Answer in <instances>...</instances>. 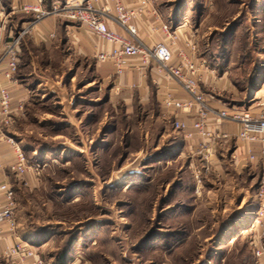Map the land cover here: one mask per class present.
<instances>
[{
	"label": "rangeland",
	"instance_id": "1",
	"mask_svg": "<svg viewBox=\"0 0 264 264\" xmlns=\"http://www.w3.org/2000/svg\"><path fill=\"white\" fill-rule=\"evenodd\" d=\"M158 8L173 27L187 21L237 102L258 100L264 0H159ZM62 34L48 49L29 36L19 44L18 78L39 91L3 131L34 169L9 173L20 238L46 264H259L255 242L264 261L253 221L258 164H237L233 142L206 163L155 101L126 109L92 63L67 60Z\"/></svg>",
	"mask_w": 264,
	"mask_h": 264
},
{
	"label": "built area",
	"instance_id": "2",
	"mask_svg": "<svg viewBox=\"0 0 264 264\" xmlns=\"http://www.w3.org/2000/svg\"><path fill=\"white\" fill-rule=\"evenodd\" d=\"M42 0H37L35 5H21L17 8L19 13L31 15L32 20L21 28V32L8 41L0 39V66L3 62L5 70L2 72V80L15 82V76L19 70V44L24 36L33 32L34 26L46 17H59L61 19L76 22L90 30L99 40L111 45L109 51L98 52L95 56L97 62H108L113 67V75L119 78L124 71L136 63L139 69L154 68L155 72L171 81L174 87L183 92L186 97L180 99L172 92L166 93L161 101L162 109L172 110L182 114L194 112L195 119L190 123L182 118L174 117L172 125L183 141L197 138L200 143L197 153L208 163L216 158V148L227 141L228 135L211 129L210 125L233 124L237 125L236 140L246 146V156L250 163L260 159L264 164V97L261 95L254 107L259 112L254 113L250 107H225L216 108L211 104V98L201 92L203 75L201 68L204 63H197L182 50L177 52L176 62L172 48L177 46L178 31L188 29L187 21L178 27H173L170 22L162 24L160 32L166 35V41L146 44L140 37L135 20L149 5V0H139L138 6L127 7L123 0H65L55 3L50 9L41 7ZM113 24L122 32L116 33L109 29ZM190 32V31H189ZM193 33L185 38L186 47L192 53L197 52L196 44L192 43ZM55 33L47 35L38 33L37 41L46 42L54 40ZM11 100L8 86L0 81V133L6 139L7 145L12 146L14 159L9 164V171L20 178L34 169L29 166L22 148L11 137H5L4 132L12 124ZM258 147V156L254 147ZM0 168L2 165L0 163ZM257 192L258 209L254 216V226L264 233V174L261 177ZM253 226V227H254ZM17 202L14 189L9 182H0V264H46L39 255V248L29 239L23 240L18 233ZM259 264L263 256V247L258 243L253 244Z\"/></svg>",
	"mask_w": 264,
	"mask_h": 264
},
{
	"label": "crops",
	"instance_id": "3",
	"mask_svg": "<svg viewBox=\"0 0 264 264\" xmlns=\"http://www.w3.org/2000/svg\"><path fill=\"white\" fill-rule=\"evenodd\" d=\"M65 1V0H63ZM125 5L130 8L138 6L139 0H123ZM62 0H42L41 7L43 9H50L55 3H61ZM37 0H0V39L2 41H8L20 32L21 28L25 26L28 22L32 20L30 15H25L19 13L17 8L21 5H35ZM159 0H149V5L143 10V14L135 20V24L138 28L139 37L148 45H152L155 42L166 41V35L160 32V27L162 24L168 23L167 19L164 18V13L158 8ZM172 13V12H171ZM21 18L20 21L14 22V18ZM177 21L175 24L178 27L180 24ZM179 24V25H178ZM109 29L115 31L116 33L122 32L113 24L108 25ZM175 27V26H174ZM62 31L63 35V45L66 48L67 60H75V62H87L92 63V69L102 81L110 82L111 92L114 94V98L117 103H123L126 109H132L134 106H149L153 101L156 102L157 107L161 113L167 118L173 120L174 117L182 118L185 122L190 123L195 119L194 112L188 114H182L180 112H174L172 110L166 111L162 109L161 101L166 93L172 92L175 96L180 99H184L186 95L183 92L177 90L173 83L169 80L167 81L163 77L159 76L154 68L139 69L136 63H132L124 73L119 77L115 78L113 75V67L110 63L106 62L104 64L97 62L95 56L98 52L103 50L109 51L112 46L106 42L99 40L90 30L85 29V27L79 25L76 22L67 21L59 17H46L39 21L33 28V32L29 35L36 44L40 43L45 49H48L51 44L55 45V39L59 37L57 33ZM190 31V30H189ZM187 29L184 31L180 29L178 31L179 38L177 40V46L173 47L174 59L179 62L177 58V52L182 50L186 53L190 59H193L197 63H204V67L201 68V75H203L202 84L200 85L201 92H204L211 98L212 106L216 108H225L238 106L239 107H250L254 113L259 112L257 107H254L253 102L250 105L245 106L236 101V96L239 91H236V87L233 86L231 80L225 72H216L212 69L207 60L199 55V49L197 43L194 41V35L191 39L192 43L196 44L197 52L192 53L188 47H186L185 38L188 37L192 32ZM38 33H43L45 35L49 33H55L54 40H48L46 42L37 41ZM30 53V52H29ZM28 53V54H29ZM20 68V66H19ZM5 70V64L2 62L0 66V81L4 86H8L11 100V110L12 120L17 111H22L24 106L27 107L29 99L34 92H39L38 90H30L29 85L19 80L18 75L15 76V82H5L2 79V72ZM19 71V70H18ZM18 74V73H17ZM31 75V74H29ZM28 75V76H29ZM262 77V76H259ZM39 84L42 81L39 80ZM36 84V85H37ZM45 86V85H44ZM250 87V86H249ZM248 87V88H249ZM250 89V88H249ZM248 89V90H249ZM258 90H253L256 98H260L261 95L264 97V79L260 86L256 88ZM247 91V90H246ZM247 91V95H249ZM231 98V102L227 103V98ZM250 98H248L249 100ZM211 129L217 128L218 131L226 133L228 135L227 141L223 140L222 145H226L229 142H233L236 148L235 151L231 153L233 158H239L237 164L241 167L244 165L249 166L253 169L255 164L261 169L262 175L264 174V164L258 159L257 161L250 163L246 156V146L239 140L235 139L238 131L237 125L233 124H223L219 127L215 125H210ZM187 149L198 150V145L200 141L194 138L190 141H184ZM254 152L258 156V147H254ZM14 153L13 148L4 141L3 136L0 133V163L2 168H0V182H8L9 178V164L12 163ZM11 183V182H10ZM12 185V184H11Z\"/></svg>",
	"mask_w": 264,
	"mask_h": 264
},
{
	"label": "trees",
	"instance_id": "4",
	"mask_svg": "<svg viewBox=\"0 0 264 264\" xmlns=\"http://www.w3.org/2000/svg\"><path fill=\"white\" fill-rule=\"evenodd\" d=\"M61 262V260L59 261V263ZM62 263V262H61Z\"/></svg>",
	"mask_w": 264,
	"mask_h": 264
}]
</instances>
